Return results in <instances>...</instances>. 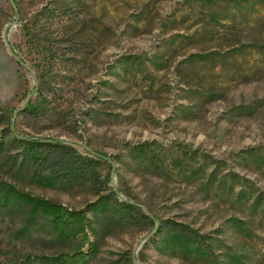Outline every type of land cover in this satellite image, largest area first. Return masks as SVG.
Listing matches in <instances>:
<instances>
[{
	"label": "rangeland",
	"instance_id": "obj_1",
	"mask_svg": "<svg viewBox=\"0 0 264 264\" xmlns=\"http://www.w3.org/2000/svg\"><path fill=\"white\" fill-rule=\"evenodd\" d=\"M246 1L0 0V185L89 219L63 244L0 210V264H264V0ZM14 135L101 161L68 186ZM115 194L149 219L88 211Z\"/></svg>",
	"mask_w": 264,
	"mask_h": 264
},
{
	"label": "trees",
	"instance_id": "obj_2",
	"mask_svg": "<svg viewBox=\"0 0 264 264\" xmlns=\"http://www.w3.org/2000/svg\"><path fill=\"white\" fill-rule=\"evenodd\" d=\"M241 1L247 2L246 0H238L237 3ZM259 55H263V53ZM32 109L28 106L25 110L32 111ZM14 142L21 149V154L25 160L39 168L57 171V177L68 186L87 181L98 164L97 162L101 161L86 158L60 141L32 140L14 135ZM114 196L100 198L88 206V211L101 217L112 215L115 220L124 225H132L143 219H149L136 205L119 199L116 194ZM19 206L28 207V219L25 229L19 234L20 236H29L32 231L39 228V222L43 221L50 227L56 240L60 243H69L79 238L88 242L87 226L89 219L87 211H70L64 206L30 196L11 186L3 188L0 185V210L7 213ZM173 226L178 228L175 231L181 235L190 232L187 230L188 228L182 225ZM161 232L162 230H158V234ZM189 235L191 236V234ZM190 238L194 237L191 236ZM190 240L187 241L188 244L191 243ZM195 241L198 245L204 244L201 239L196 238ZM92 249L93 245L90 244V250L92 251ZM87 256L80 250L72 255L61 256L58 260L68 264H87L89 260Z\"/></svg>",
	"mask_w": 264,
	"mask_h": 264
},
{
	"label": "water",
	"instance_id": "obj_3",
	"mask_svg": "<svg viewBox=\"0 0 264 264\" xmlns=\"http://www.w3.org/2000/svg\"><path fill=\"white\" fill-rule=\"evenodd\" d=\"M10 26V25H9ZM9 28V27H8ZM6 29L5 30V33H4V42H5V44L7 45V47H8V51H9V53L14 57V59L17 61V62H19V63H22L21 62V60L19 59V57H17L16 55H15V53H14V51L11 49V47L9 46V44H8V40H7V33H8V30L9 29Z\"/></svg>",
	"mask_w": 264,
	"mask_h": 264
}]
</instances>
